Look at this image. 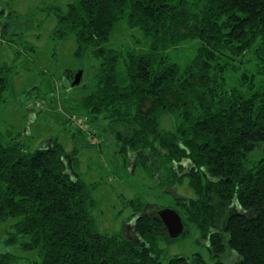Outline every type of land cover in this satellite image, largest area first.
I'll use <instances>...</instances> for the list:
<instances>
[{
  "label": "trees",
  "instance_id": "obj_1",
  "mask_svg": "<svg viewBox=\"0 0 264 264\" xmlns=\"http://www.w3.org/2000/svg\"><path fill=\"white\" fill-rule=\"evenodd\" d=\"M40 11L56 19L50 38L73 39L75 58H93L96 72L86 94L66 102L70 153L58 139L30 152L19 134L0 135V228L16 221L6 246L36 252L33 264H207L159 247L193 226L213 264H264V0H71ZM121 26L140 35L133 46H111ZM193 42L194 57L180 67L171 52ZM21 57L16 51L14 63ZM16 68L0 62V107ZM167 117L172 130L162 127ZM95 141L139 165L161 163L167 175L157 185L188 182L195 198L167 207L182 218L180 238L159 217L166 208L141 200L131 218L138 240L99 231L98 183L78 172ZM19 259L0 253V264Z\"/></svg>",
  "mask_w": 264,
  "mask_h": 264
},
{
  "label": "rangeland",
  "instance_id": "obj_2",
  "mask_svg": "<svg viewBox=\"0 0 264 264\" xmlns=\"http://www.w3.org/2000/svg\"><path fill=\"white\" fill-rule=\"evenodd\" d=\"M69 2L71 0H0V6L6 11L4 18L0 15V35L4 39L0 40V62L17 66L10 79L7 102L0 107V135L5 137L8 131L19 134V141L30 152L52 139L63 143L69 153L71 148L74 149L75 145L69 138L71 128L63 123L73 115L66 102L84 96V88L91 86L96 72L92 68L93 58L88 56L81 63L75 58L76 45L73 39L58 42L50 38L56 19L54 16L47 17L40 10L54 5L65 8ZM133 35L140 37L137 33ZM133 35L126 27L121 26L115 33L111 46H133ZM26 45H31L35 51L23 50ZM196 48L195 42L184 44L171 52V58L180 67H184L194 57ZM18 50L22 52V57L14 63L15 52ZM247 58L251 56L247 55ZM68 71L76 73L75 75L80 71L83 73L81 85L72 87L67 78ZM90 126L93 133L99 131L96 124ZM162 127L172 130L173 121L169 117L163 118ZM85 139L91 143L90 138H82L84 142ZM109 145L108 141L102 152V143L85 147L91 151L81 154L78 166V172L86 182L98 183L94 191L97 207L92 211V216L102 234H128L138 240L134 221L131 220L135 211L132 205L138 200L145 205L167 208L177 207L175 200L178 198H195L186 180L181 186L173 188L164 184L157 185V181L165 179L167 175L161 163L160 170L150 158L147 167L139 165L125 154H112L116 149L112 152ZM15 222L11 220L0 228V253L10 252L18 256L20 259L14 264H33L38 260L36 252H27L19 246L8 247L5 244L7 231ZM206 246L193 226H189L185 237L171 244L163 240L159 243L167 257L200 254L207 264H213Z\"/></svg>",
  "mask_w": 264,
  "mask_h": 264
},
{
  "label": "water",
  "instance_id": "obj_3",
  "mask_svg": "<svg viewBox=\"0 0 264 264\" xmlns=\"http://www.w3.org/2000/svg\"><path fill=\"white\" fill-rule=\"evenodd\" d=\"M82 72L80 71L72 83V87L78 86L81 83ZM159 217L167 229L168 235L171 239L175 240L182 236L184 233V224L180 215L169 208L163 209L159 212Z\"/></svg>",
  "mask_w": 264,
  "mask_h": 264
}]
</instances>
